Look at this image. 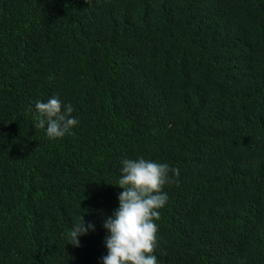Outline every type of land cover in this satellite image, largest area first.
Wrapping results in <instances>:
<instances>
[{
  "label": "trees",
  "instance_id": "obj_1",
  "mask_svg": "<svg viewBox=\"0 0 264 264\" xmlns=\"http://www.w3.org/2000/svg\"><path fill=\"white\" fill-rule=\"evenodd\" d=\"M124 158L180 170L158 264H264V0H0V264H103Z\"/></svg>",
  "mask_w": 264,
  "mask_h": 264
},
{
  "label": "clouds",
  "instance_id": "obj_2",
  "mask_svg": "<svg viewBox=\"0 0 264 264\" xmlns=\"http://www.w3.org/2000/svg\"><path fill=\"white\" fill-rule=\"evenodd\" d=\"M35 108L44 117L35 127L47 126L46 134L50 139L71 134V129L79 123L71 115L73 106L63 104L58 96L47 102L36 101ZM121 163L122 176L117 186L123 191L118 196L119 207L103 220L108 232L105 237L108 254L102 257L103 264H158L153 254L158 232L155 221L160 218L158 210L168 200L162 189L168 183L178 182L174 178L179 177L180 170L145 158H124ZM91 229L94 225L86 224L81 215L68 233V244L79 247L78 237Z\"/></svg>",
  "mask_w": 264,
  "mask_h": 264
}]
</instances>
